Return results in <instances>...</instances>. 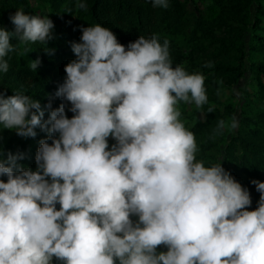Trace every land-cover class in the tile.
Masks as SVG:
<instances>
[{
	"label": "clouds",
	"instance_id": "obj_1",
	"mask_svg": "<svg viewBox=\"0 0 264 264\" xmlns=\"http://www.w3.org/2000/svg\"><path fill=\"white\" fill-rule=\"evenodd\" d=\"M9 19L14 31L0 27L5 73L12 37L47 44L54 28L22 9ZM81 33L55 93L65 103L49 101L47 120L39 100L0 91V126L47 133L35 170L20 163L25 153L0 149V264H264V181H252L260 198L249 210L248 189L222 164L196 159L195 135L179 119L178 102L208 103L205 76L173 67L169 42L155 34L125 46L100 24ZM226 126L220 120L215 134Z\"/></svg>",
	"mask_w": 264,
	"mask_h": 264
},
{
	"label": "trees",
	"instance_id": "obj_2",
	"mask_svg": "<svg viewBox=\"0 0 264 264\" xmlns=\"http://www.w3.org/2000/svg\"><path fill=\"white\" fill-rule=\"evenodd\" d=\"M35 1L37 6L33 4V0H0V27L9 31H14V25L9 17L20 9L25 14L48 17L54 22L52 38L47 41V44L19 42L16 37H12L11 43L16 45V50L9 52L3 59L9 64L6 74L11 75L16 82L15 84L0 83V91L7 96L20 92L39 100L44 110L42 120H47L49 116L51 109L46 107L49 101H51L52 109L65 103L62 99L56 98L51 82L56 80L60 85L64 81L65 66L76 58L71 49V43L80 40L81 27L100 24L112 30L118 42L125 46L140 36L149 38L155 34L159 37L161 44L164 40L169 42L170 59L172 66L175 67L184 66L186 46L192 45L194 49L198 48L195 40L198 36L197 31L202 29L203 25L201 15L188 8V4L195 0H168L169 7L166 9L153 8L151 0H83L87 5L86 10L76 7L78 0H67L69 5L65 8H61V5L66 0ZM211 1V7L219 10L215 19L226 20L223 26L230 33V37H217L215 40L218 45V55L225 59L216 62L212 67H203V75L207 76L204 85L208 82L206 80L219 79V77L224 80L225 85H232L245 74L247 51L244 37L248 30L252 29L250 7L253 4L259 7L257 14L260 16L254 19V29L261 28L264 11L261 10V0ZM47 2H51V5H46ZM217 19L213 20V23L217 22ZM198 49L203 50L205 47L200 45ZM36 59H40L41 63L36 70H33L30 65ZM252 66L256 71H262L255 64ZM188 73L193 74L198 71L190 70ZM209 73L212 74L209 75ZM67 107H70V104ZM208 114L213 118V112ZM67 115L71 118L74 114L67 111ZM243 124L249 129L247 131L241 129V132L233 137L225 151L223 162L226 170H233L236 174L234 178L244 188L250 190L252 205L257 208L260 193L256 190V186L253 188L250 186L253 180L261 181L260 171H264V140L259 138L264 132V123L262 124V120L245 118ZM252 124L254 126L251 127ZM207 127L199 117L194 127L186 128L193 133H202ZM37 130L39 132L35 138L0 143V149L3 150L5 158L8 152L25 153V158L20 163L35 170V156L39 142L47 137L46 132L40 128ZM113 143L115 140H109V147ZM219 148V143L210 138L199 146L196 159L203 161L205 166L218 164L221 154ZM3 179L7 178L3 177ZM56 207L59 210L60 205L57 204Z\"/></svg>",
	"mask_w": 264,
	"mask_h": 264
},
{
	"label": "rangeland",
	"instance_id": "obj_3",
	"mask_svg": "<svg viewBox=\"0 0 264 264\" xmlns=\"http://www.w3.org/2000/svg\"><path fill=\"white\" fill-rule=\"evenodd\" d=\"M211 0H195L188 4L190 11L201 15L202 29H199L198 36L196 37V47L204 46L205 49H194L192 45L186 46L184 68L186 71L195 70L198 73L203 74V67L207 62H211L214 65L216 62L224 60L225 58L218 55V45L215 41L217 37H230V33L226 31V27L223 26L225 19L221 21L217 19V22L213 20L215 16L219 14L217 8L211 7ZM260 2V1H259ZM262 3V4H261ZM262 11H264V0H261ZM33 4L37 6V2L33 0ZM46 5H51V2H47ZM67 0L62 2L61 8L68 7ZM251 23L252 29L248 30L244 37V43L246 45V62L244 66L245 74L238 80L237 83L232 85H225L224 80L219 79L206 80L205 84L206 95L208 96V103L203 106V109H197L195 104H187L183 101L178 102L177 108L181 112L179 119L185 124L186 127L192 128L196 124L197 118L201 117L203 122L208 126L202 133H194L197 147L199 148L203 142H207L210 138L216 140L219 143V149L221 154L219 160L222 166L226 169L224 164L225 151L228 145L232 142L233 137L236 134L243 131H247L248 126L243 124L245 118L251 120H262L264 123V16L262 17V23L260 29H254V19L259 17L257 14L259 7L257 4H253L251 7ZM218 23V24H217ZM260 36V37H259ZM252 64L259 66L260 71H256ZM212 73H209L211 75ZM12 76L5 72H0V83L15 84V80ZM207 77V76H205ZM53 92L56 93L59 82H51ZM219 90V95L217 92ZM249 91V92H248ZM59 98V97H56ZM61 99V98H59ZM215 105L213 111V118L209 117L206 112L207 108ZM235 118L238 122V126L235 129H230L231 121ZM220 120L226 122V127L219 134H215L217 125ZM210 122V123H209ZM254 126L253 124L251 127ZM37 132H39L36 129ZM24 137L18 136L15 130L5 129L0 126V143L14 142ZM264 140V132L259 136ZM109 140H113L109 137ZM217 151V150H216ZM217 154V152H216ZM228 172L235 177V172L228 169ZM260 180L264 181V171H260ZM259 181V180H257ZM255 185L252 183L250 186L253 188ZM250 191V190H248ZM255 206L252 204L249 210H255ZM134 219H138L134 217ZM158 251H167V248L161 245ZM53 264H62L54 258Z\"/></svg>",
	"mask_w": 264,
	"mask_h": 264
}]
</instances>
